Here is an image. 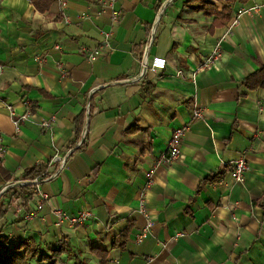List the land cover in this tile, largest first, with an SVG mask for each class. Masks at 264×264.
Returning <instances> with one entry per match:
<instances>
[{"label":"crops","instance_id":"crops-1","mask_svg":"<svg viewBox=\"0 0 264 264\" xmlns=\"http://www.w3.org/2000/svg\"><path fill=\"white\" fill-rule=\"evenodd\" d=\"M183 1L66 0L41 12L31 0H0V160L10 174L0 176V229L12 242L53 247L63 238L88 264H100L92 247L107 249L104 264H264V87L241 84L264 63V6L230 23L240 3L264 0L233 4L211 32V18ZM83 47L100 53L89 59ZM214 50L220 57L201 67ZM155 54L164 69L142 74L140 60ZM176 127L184 128L181 158L158 161ZM244 148L237 182L231 163ZM32 165L46 168L48 199L27 219L36 197L15 213L5 184ZM148 178L152 225L138 241ZM55 208L93 217L57 225ZM131 222L125 247L112 248Z\"/></svg>","mask_w":264,"mask_h":264},{"label":"trees","instance_id":"trees-1","mask_svg":"<svg viewBox=\"0 0 264 264\" xmlns=\"http://www.w3.org/2000/svg\"><path fill=\"white\" fill-rule=\"evenodd\" d=\"M36 11H45L52 7V5L58 3V0H31ZM247 0H222L223 4L218 8L214 0H184L183 5L190 10L196 12H202L206 17L211 18V24L208 27V31L211 32L216 27H222L226 25V22L230 19L233 12L232 5L239 2H245ZM259 68L255 72L245 76L242 79V85L248 90H254L258 87H264V63L259 64ZM42 91L43 95L49 96L50 94ZM78 138L77 129L75 128V134L71 139L74 142ZM44 165H32L23 172L22 178L29 179L35 175L43 177L45 175ZM0 176L8 180L10 174L3 167L0 160ZM220 177V172L214 175L206 176L202 180L215 181ZM31 183L27 182L15 189H11V194L8 200V205H12L11 202L20 198L22 200L28 199L32 193L24 195V189H29ZM9 191V192H10ZM264 198V196H263ZM7 209L3 210L6 212ZM1 211V207H0ZM2 212H0V217ZM132 222L128 223L122 230H119L111 237L110 246L112 248H124L126 241L132 230ZM91 251L100 259V264H104L106 260L107 249H97L92 247ZM72 257L73 262L71 264H88L83 258H80L69 247L67 242L62 238L60 242L53 247H45L41 243L31 238L18 239L12 242L9 235L0 229V264H69L68 259Z\"/></svg>","mask_w":264,"mask_h":264},{"label":"built area","instance_id":"built-area-1","mask_svg":"<svg viewBox=\"0 0 264 264\" xmlns=\"http://www.w3.org/2000/svg\"><path fill=\"white\" fill-rule=\"evenodd\" d=\"M65 1L66 0H58L59 2V6L60 8L63 9L64 5H65ZM264 4H254V5H249L246 3H240L238 6H236V9H234V13L232 15V18L230 19V23H235V20L237 17L240 16V14L243 13H254V12H259L261 10V8H263ZM103 37H104V43H107L110 33L109 32H103ZM57 49L61 50V46L57 45L56 46ZM82 53L85 54V56H87L89 59H96L99 55V49H88L86 47H83ZM221 52H219L218 50H214L212 51V54H210L209 56H207L206 58H204V60L201 62L200 66L201 67H205L208 68L210 67V65L213 63V61L215 59H217L218 57H220ZM166 65V58L162 55H158L155 54V56H152L151 58H146L143 57L140 60V69H141V73L145 74V73H149L152 75H158V73L164 69ZM203 115V110L202 108H194V112H193V116L194 118H200ZM24 118V117H23ZM19 121V119H17L15 121V123L17 124ZM184 133V128L182 127H176L172 130L170 137H169V141L167 144V148L164 152L161 153V155L158 158V161H165L167 163H171L177 159L181 158V142H182V136ZM248 149L244 148L241 152V156H239L238 158L234 159L231 163V170H230V174L232 176V178L237 181V182H241L243 180L244 174H245V170L247 169L246 166V154H247ZM58 158V157H57ZM64 165V160L62 161V166ZM44 178L46 177H40L38 175H35L29 179H23L18 178L15 181L11 182V181H6L5 186L11 187V189H15L17 187H19L20 185H23L24 183H31V187L32 188V195H34L36 197V205L33 208V210L31 209L29 212H26L24 214V217H26L27 219H30L32 217H34L35 215V211L40 210L44 203L46 202V200L48 199V193L42 189V187L40 186L41 182L44 180ZM144 187L141 190L140 196H139V203L137 206V212L141 213L145 219V225L143 226L144 228L140 231V233L137 235V240L141 241L142 239H144L147 235V233L150 231L151 229V225H152V220L149 217V212L147 210V203H146V191L148 188L151 187L152 185V179L148 178L146 179V181L144 182ZM4 186V187H5ZM3 189V188H2ZM10 189V190H11ZM12 205L13 203H15V208H14V212H20L21 211V203L20 202V198L15 199V201L11 202ZM53 214L56 218V224L59 225L63 222H68L70 225H74L77 223H83L84 221H87L88 219L92 218L93 215L91 214V212L89 210H84V211H79L78 213H75L73 215H69L66 212H64L61 208H55L53 209ZM180 233L177 232L175 233V235H179Z\"/></svg>","mask_w":264,"mask_h":264}]
</instances>
